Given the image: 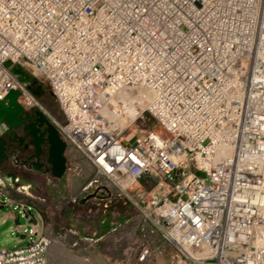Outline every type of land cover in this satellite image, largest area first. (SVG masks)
Instances as JSON below:
<instances>
[{"label": "built area", "instance_id": "2783aa9c", "mask_svg": "<svg viewBox=\"0 0 264 264\" xmlns=\"http://www.w3.org/2000/svg\"><path fill=\"white\" fill-rule=\"evenodd\" d=\"M5 62L45 85L62 122ZM137 89L171 101L120 126ZM11 91L92 169L63 206L125 202L177 264H264V0H0V101ZM37 219L15 227L29 242L0 249V264H48Z\"/></svg>", "mask_w": 264, "mask_h": 264}, {"label": "rangeland", "instance_id": "374dc122", "mask_svg": "<svg viewBox=\"0 0 264 264\" xmlns=\"http://www.w3.org/2000/svg\"><path fill=\"white\" fill-rule=\"evenodd\" d=\"M31 80L39 88L33 95L36 102L50 117L62 122L61 112L45 85L36 79ZM64 154L70 171L81 172L78 177L69 179L68 189H62L56 182L50 184L48 171L36 172L35 176L30 175L33 172H26L25 175L37 182L36 192L44 197L43 206H48L45 220L50 219L49 223L54 225L52 244L46 253L48 264H177L175 251L162 238H158L159 235L149 234L136 212L125 202L91 198L84 204L63 207L61 201L67 200L90 177L91 172L87 163L68 146H65ZM21 159L25 157L18 155L16 162ZM39 162L45 165L46 156L41 154ZM143 192L142 188L138 190V193ZM8 211L18 215L13 205L0 209L2 214ZM18 219L20 225H26L21 217ZM112 227H116L115 232H112ZM28 242L21 233L13 231L12 221L7 219L0 223V249L22 248ZM142 255L144 257L140 260Z\"/></svg>", "mask_w": 264, "mask_h": 264}, {"label": "water", "instance_id": "95a60500", "mask_svg": "<svg viewBox=\"0 0 264 264\" xmlns=\"http://www.w3.org/2000/svg\"><path fill=\"white\" fill-rule=\"evenodd\" d=\"M4 68H10L9 72L15 76L20 83L28 85L30 79L17 66H10L8 62L4 63ZM17 93L9 92L2 101H0V122H4L6 130L3 135H9L11 132L24 133L28 139L26 150H33L31 156H27L25 161H20L23 166L41 172L39 156L42 149L46 151V165L50 167V175L53 178H60L65 171L64 151L65 146L58 138L56 131L49 124L47 119L39 111L25 112L16 102ZM8 145L5 140L0 139V162L10 160L15 163L17 157L14 151L7 152ZM25 150V154L27 151ZM89 198V197H87Z\"/></svg>", "mask_w": 264, "mask_h": 264}, {"label": "crops", "instance_id": "0c3cea01", "mask_svg": "<svg viewBox=\"0 0 264 264\" xmlns=\"http://www.w3.org/2000/svg\"><path fill=\"white\" fill-rule=\"evenodd\" d=\"M65 155V154H64ZM65 159V171L62 174L60 178H53L50 175V167L48 166L47 170H44L42 167L40 168L41 173L44 171H48L49 175V181L51 182L50 184L54 185L56 182L59 184L62 189L69 188V179L71 178H76L78 177L81 172H71L70 169L68 168V165L66 164V157L64 156ZM40 164V162H39ZM42 165V164H41ZM88 165V164H87ZM90 169V177L92 175V169L89 166ZM16 171H20L16 172ZM26 172H33L30 175L35 176L34 173L39 172V171H34L33 169H28V167H25L22 165L21 162H11L10 160L7 161H2L0 162V209L4 207H8L10 205H13L14 207H18L17 203H23L26 206L30 207L29 213L25 212L24 217L20 216V211L18 210V215L8 211L7 213H0V223H3L5 220L9 219L13 223V231L16 226H26L29 224V222H32L33 218L37 216L39 219H37V224L39 227L38 234L39 235H45L50 234L51 237H53V223H49V220H45L47 215V207L43 206L44 205V197L37 194V182L33 180V178H27L25 176L27 173ZM21 173H24L21 174ZM72 174V175H69ZM89 177V178H90ZM86 178L75 190V192L72 194L73 196L78 192L79 188L89 179ZM51 185V186H52ZM49 186V187H51ZM54 187V186H53ZM56 189L58 188L57 186L55 187ZM72 195L70 197H72ZM62 197V196H61ZM69 198V197H68ZM67 198V199H68ZM91 197L86 198L85 201H80L79 203L84 204L86 201H90ZM63 199L61 203L64 202ZM60 204V203H59ZM73 206V205H69ZM45 207V210L43 209ZM64 207V206H63ZM50 210V208H49ZM64 210V209H62ZM61 211V210H60ZM19 217H21L24 220V224L26 225H20L19 222ZM52 219V218H51ZM145 228V227H144ZM146 229V228H145ZM116 231V227H112V232ZM158 238L161 239V237L158 236ZM163 240V239H161ZM164 241V240H163Z\"/></svg>", "mask_w": 264, "mask_h": 264}, {"label": "bare ground", "instance_id": "6f19581e", "mask_svg": "<svg viewBox=\"0 0 264 264\" xmlns=\"http://www.w3.org/2000/svg\"><path fill=\"white\" fill-rule=\"evenodd\" d=\"M221 45L230 48L229 42H223ZM236 67H237L236 64H232L230 70H235ZM126 93H127V91H126ZM133 94H134V96L125 97V98L130 100L132 103L136 102V104L135 105L129 104V106L126 104H123L124 109L128 110V112L130 114L128 112L120 113V116L118 118V124L120 126L124 125V123H127L128 118L134 116V112L139 114L143 108H148L150 111H152L154 113L153 108L160 109L163 106V104L170 102L171 101L170 98L172 97L170 95L165 94L164 92L162 93L161 89H157V90H139V89H137L134 91ZM139 98H143V99L138 101ZM163 117L169 118V114L165 113L163 115ZM180 119H181V117H178V120H180ZM179 130L181 132H184V133H186V131H187V129L182 125H179ZM261 130L264 133L263 126H261ZM153 133H156V131H154ZM184 141H185V139H184ZM233 144H234V140H232L229 145L233 146ZM186 145L187 144L185 141L184 146H186ZM221 148H222V144L217 142V139L215 138L214 144H213V149L216 152L217 150L220 151ZM208 152H210V151H208ZM223 154H228V152L223 153ZM230 155H231V152H230L229 156L226 158V161L230 159V157H231ZM262 155H264V152L262 153ZM192 156L196 158L195 154H192ZM230 177L236 179V176L233 174L230 175ZM236 191H238V189H236ZM235 201L240 203V204H243L244 202L247 201V199H246V196H239V197L235 198ZM256 204L264 206V200L263 201H256ZM260 222L264 228V217L262 218V220H260ZM235 229L238 231V235L243 236V231L241 232L242 229L238 223L235 224ZM255 237H256V234L252 236L251 240H253ZM247 239H250V237H247ZM257 239L262 243V247H264V230L261 231V234L257 237Z\"/></svg>", "mask_w": 264, "mask_h": 264}, {"label": "flooded vegetation", "instance_id": "af4514ba", "mask_svg": "<svg viewBox=\"0 0 264 264\" xmlns=\"http://www.w3.org/2000/svg\"><path fill=\"white\" fill-rule=\"evenodd\" d=\"M3 140L6 141L8 148H7V152L10 154L11 152L14 151L15 156L18 157L19 156H24L25 159H21L20 161H25L27 156H31L33 153V150H26L27 148V142L28 139L24 136V133H22L21 131L19 132H11V134L9 135H3ZM25 150L27 151V154H25ZM42 155L46 156V151L45 149H42ZM41 164V163H40ZM41 167L46 170L45 168L48 167L46 164H42ZM42 171V170H41Z\"/></svg>", "mask_w": 264, "mask_h": 264}, {"label": "trees", "instance_id": "16d2710c", "mask_svg": "<svg viewBox=\"0 0 264 264\" xmlns=\"http://www.w3.org/2000/svg\"><path fill=\"white\" fill-rule=\"evenodd\" d=\"M34 84V82L30 79V82L29 84L27 85V88L29 90V92L32 94V95H35L36 92H38L37 90L39 89L38 86Z\"/></svg>", "mask_w": 264, "mask_h": 264}]
</instances>
